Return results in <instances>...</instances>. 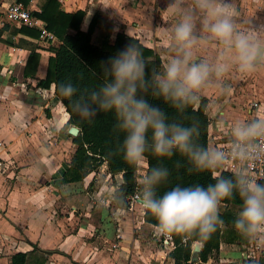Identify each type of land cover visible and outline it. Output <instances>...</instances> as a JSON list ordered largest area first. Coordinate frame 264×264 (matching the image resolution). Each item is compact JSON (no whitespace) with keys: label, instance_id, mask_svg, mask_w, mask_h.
Instances as JSON below:
<instances>
[{"label":"crops","instance_id":"1","mask_svg":"<svg viewBox=\"0 0 264 264\" xmlns=\"http://www.w3.org/2000/svg\"><path fill=\"white\" fill-rule=\"evenodd\" d=\"M42 1L30 0L28 7L32 11L39 10ZM60 2L66 11L85 10L82 29L87 28L95 12L103 16L105 22L95 29L92 40L94 35L99 36L106 24L111 23V37L123 30L139 38L159 54L162 67L173 54L167 36L156 35L159 30L151 31L155 39L148 36V29L159 26H154L151 19L145 20L143 13L147 11L141 13L139 10L133 14L131 7L125 4L126 0ZM140 3L143 5V2ZM236 6L240 21L252 20L256 28L264 25V7L260 0H236ZM3 22L0 19V26ZM248 27L249 24L242 23V28ZM20 36L39 45L37 49L41 56L33 77H24L23 82L13 81L10 79L12 66L15 63L24 64L30 50L0 41V264H10L11 255L18 251L29 253L26 264H34L33 256H43V264H135L139 257L147 255V252L133 249L130 244L135 224L130 218L124 219L122 221L126 224L121 225L123 229L116 232L113 215L117 213L116 209L124 208L107 199L112 196L116 184L122 181V174L113 177L107 171L106 178H116L117 183L115 186L106 184L111 193L101 202L85 201L94 198L93 192L85 189L93 169L80 181H61L75 150L72 144L75 135L69 133L72 125L63 130L68 113L55 96L53 84L48 88L38 84L46 73L50 54L47 45L58 44L59 40L55 37L53 41L46 42L44 39ZM216 54L217 47L211 43L198 52L202 58L210 59ZM247 75L251 78L248 83L243 78L246 75L233 69L198 94V100L207 98L206 112L211 120L208 146L225 140L229 136V126L236 120H250L259 109H264V104L259 102L264 100V66ZM16 76H21L19 71H16ZM253 100L259 103L256 109L250 106ZM102 165L107 169L106 163ZM94 178L97 179V176ZM143 214L144 211H139V218L149 224L144 221ZM118 234L120 238H117ZM250 240L248 245L221 243L218 251L222 244L233 245L237 247L236 251L226 249L222 257L238 258L240 253L245 257L244 247H250ZM114 241L118 246L113 248L111 243ZM137 250L139 253H136ZM249 250L253 254V260L248 259L249 264H264V253L260 247L252 245ZM169 258V264H173Z\"/></svg>","mask_w":264,"mask_h":264},{"label":"clouds","instance_id":"2","mask_svg":"<svg viewBox=\"0 0 264 264\" xmlns=\"http://www.w3.org/2000/svg\"><path fill=\"white\" fill-rule=\"evenodd\" d=\"M167 7L177 20L168 36L173 54L162 72L149 73L140 48L132 43L102 67V86L80 90L70 81L61 82L58 93L70 100L76 97L73 110L82 118L114 113L115 127L124 135L119 151L129 164L143 161L148 152L160 159L179 153L191 166L190 172L211 173L212 184L177 185L161 196L157 188L167 180L169 169L151 167L143 174L138 200L156 220L159 233L207 239L223 223L222 203L238 195L241 207L233 221L235 230L251 239L264 236V183L246 167L231 178L216 171L229 159L244 164L264 158V109L250 120L233 122L228 146L217 148L195 141L199 135L196 123L170 122L159 106L141 95L150 91L183 113L202 89L231 70L255 73L264 66V25L256 28L252 20L240 21L236 0H171ZM242 23L250 27L244 29ZM210 43L217 47L216 56H199V50Z\"/></svg>","mask_w":264,"mask_h":264},{"label":"trees","instance_id":"3","mask_svg":"<svg viewBox=\"0 0 264 264\" xmlns=\"http://www.w3.org/2000/svg\"><path fill=\"white\" fill-rule=\"evenodd\" d=\"M17 1L22 2L25 6L30 5V0ZM32 14L43 20L46 29L59 40L58 44L47 45L50 54L47 58L46 73L38 81V84L46 88L53 84L55 96L62 102L68 113V119L63 130H67L70 125L79 128L78 133L72 137L75 150L69 165L62 174L61 181L63 183L80 181L89 171L106 163L107 170L111 175L122 174V181L116 184L112 199L118 207L127 208V198L135 190L137 164H129L124 159L123 153L119 151L124 135L115 127L117 121L114 113L100 112L90 120L82 118L73 110V100L76 97L70 100L61 96L58 93L57 85L61 82L70 81L80 90L99 88L105 82L102 67L107 64L111 57L116 56L132 43L140 48L149 73L163 71L161 58L153 48L144 45L139 38L128 35L123 30L117 31L115 36L111 37V23L106 24L96 41H93V32L99 24L105 22L99 12L93 14L86 29L81 28L85 10L66 11L63 9L60 0H43L39 10L32 11ZM5 32L7 35H3ZM19 34L32 38H42L41 31L37 27L9 21H4L0 26L1 42L12 46H23L30 50L24 64L15 63L12 66L13 71L10 79L23 82L24 77L35 75L41 53L37 49L39 45ZM44 41L49 42L48 40ZM16 71L21 74L19 78L16 76ZM141 95H144L151 104L159 106L166 113L170 122H179L185 126L196 123L199 128V135L194 137L195 141L202 146H208L211 120L206 112L207 98L196 99L183 113H179L164 99L153 97L150 91L141 93ZM145 159L146 171L157 166L169 169L170 174L167 180L157 188L158 196L177 185L182 187L196 184L207 186L215 182L212 180L210 172H190L191 166L187 163L186 158L179 153L171 158L160 159L148 152L145 154ZM220 174L226 178L233 176V173L229 171H221ZM222 205L224 207L220 209L219 214L223 223L209 238L201 239L198 235H170L173 248L169 252V256L173 260V264L206 262L214 252L219 250L221 243L249 244L250 238L239 234L233 224L237 216L234 209L240 210L241 207L239 196L236 195L225 200ZM143 219L149 224L155 226L157 224L156 220L146 210ZM194 242L201 243L196 260L192 259ZM28 255L29 253L24 251L15 252L11 255L10 264H26ZM32 260L34 264L44 263L43 256H33Z\"/></svg>","mask_w":264,"mask_h":264},{"label":"rangeland","instance_id":"4","mask_svg":"<svg viewBox=\"0 0 264 264\" xmlns=\"http://www.w3.org/2000/svg\"><path fill=\"white\" fill-rule=\"evenodd\" d=\"M126 1H127L125 3L126 6L128 5L129 7H131L133 14H136L139 10L141 11V13L147 11V13H143L145 20L151 19L154 22V26L155 25L159 26L158 28H153L152 30L148 29L147 33H149L148 36L150 38L152 37V39H155L154 34L152 33L153 34L152 35L151 31L154 32L156 30L157 31L159 30L158 31L159 34H156V35H160L161 37L167 36L168 38L172 25L176 23V20H177V17L173 15L172 12L168 10V7H167L168 4L171 3V0H126ZM140 2H143V5H141ZM260 4L263 5L264 7V0H260ZM165 5L166 7L163 8V6ZM113 7L114 6H112V9ZM167 32L168 34L165 35V33ZM97 38H98L97 35H94L93 40L96 41ZM242 75H246V76H243V78L248 83V81H250L251 78L247 74H242ZM260 87L263 88L262 84ZM259 102L261 105L264 104L263 99L260 100ZM144 164H145V158L143 161L139 162L138 167L142 169ZM92 171H94L92 174L93 178L92 177L89 178V182L88 184H86L85 189L88 191H92L94 198L93 200L90 198V199H86L85 201H100L101 202L103 198L105 197L107 198L111 193L109 192L110 187L106 186V184L108 183V185L112 184L115 186V183H117L115 180L116 178L114 180L112 178H106V174L108 170L104 168L102 164L99 167L94 168ZM96 176H97V179L94 178ZM106 179H108V181ZM110 197H108L107 199L109 201L110 200L113 201L112 196ZM223 207L224 206L221 205L220 209H222ZM140 209H142L140 205H137L133 210H129L128 208L123 209V210L116 209L117 213L113 215L115 217L116 232H119L120 230L123 229L121 225L126 224L125 221L128 218L132 219L133 224H135V226H133L132 228H134L135 230H134V233L132 232L134 234V237H133L132 242H130V244L133 247V249L134 248L140 249L142 253L147 252V255L144 257L143 256L139 257L140 259L135 264H169L170 262L169 251H171V249L173 248L170 238L166 236L165 234L159 233L157 231L156 226H152V225L145 224L144 222H142L141 218H139ZM234 212L238 214L239 210L234 209ZM124 219L125 221L123 222L122 220ZM130 230H131V227H130ZM262 240H264V236L251 239L250 247L252 245L254 246V248L260 247V250L264 253V242H262ZM114 242L111 243L112 247H113L112 244ZM195 245H196V242L193 243V249L195 248ZM117 246L118 244L116 245V247ZM250 247H244V251H246L245 257L240 253L238 258L230 256L228 259H226L225 257H222L223 254L225 253L224 251H226V249H230V251H236L237 247L233 245L225 246V244H222V248L220 249V251L214 252L211 255V257L208 258L206 263L199 262L197 264H249L248 259L253 260V254L249 252ZM138 251L139 250H137L136 253H139Z\"/></svg>","mask_w":264,"mask_h":264},{"label":"built area","instance_id":"5","mask_svg":"<svg viewBox=\"0 0 264 264\" xmlns=\"http://www.w3.org/2000/svg\"><path fill=\"white\" fill-rule=\"evenodd\" d=\"M0 15H1L0 19L3 21L22 23L30 27H37L41 31V38L44 40H48L51 42L55 39V36L53 35V33H51L50 31L46 29L44 22L41 19H39L37 16L32 14L31 7L25 6L20 1L0 0ZM250 106L256 109L259 107V103L253 100L250 102ZM230 139H231L230 136H227L225 140H221V141L219 140L211 146L217 147V148H226L230 142ZM138 166H139V163H137V169L135 172V175H136L135 190L133 194L127 198V201H128L127 208L129 210H133L137 205H140L139 200H138V196L141 190V185L139 184V180L141 179L143 174L146 172L147 163L143 165L142 169ZM241 167H246L247 170L250 172V174L258 180V182L260 183L264 182V158H260L255 161L245 162L244 164H242L240 161L229 159L224 165H222L216 171L219 173L221 171H229V172L234 173L235 171L239 170ZM127 208H124V209H127ZM142 210L145 211L144 209ZM165 235L170 238V241L173 245L171 236L167 234ZM117 238H120L119 234L117 235ZM117 244H118L117 242H114L112 245L113 247H116Z\"/></svg>","mask_w":264,"mask_h":264},{"label":"water","instance_id":"6","mask_svg":"<svg viewBox=\"0 0 264 264\" xmlns=\"http://www.w3.org/2000/svg\"><path fill=\"white\" fill-rule=\"evenodd\" d=\"M78 131H79V128L78 127H76L75 125H72L70 128H69V133H71V134H73V135H76L77 133H78ZM200 244L201 243H196V245H195V248L193 249V255H192V259L193 260H196L197 259V252H198V250L200 249Z\"/></svg>","mask_w":264,"mask_h":264},{"label":"bare ground","instance_id":"7","mask_svg":"<svg viewBox=\"0 0 264 264\" xmlns=\"http://www.w3.org/2000/svg\"><path fill=\"white\" fill-rule=\"evenodd\" d=\"M140 211H143L142 209Z\"/></svg>","mask_w":264,"mask_h":264}]
</instances>
